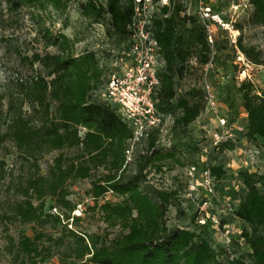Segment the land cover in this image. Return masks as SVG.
Here are the masks:
<instances>
[{"label": "trees", "instance_id": "16d2710c", "mask_svg": "<svg viewBox=\"0 0 264 264\" xmlns=\"http://www.w3.org/2000/svg\"><path fill=\"white\" fill-rule=\"evenodd\" d=\"M1 1L10 12L51 8L64 13L72 0ZM249 4L250 22L264 26V0H249ZM182 9V4L175 0L168 16L156 18L153 23L164 61L155 100L157 111L164 117L171 115L176 102L181 114L174 123L187 127L202 112L205 94L193 87L177 96L176 79L186 73L191 58L200 65L207 64L209 44L204 27L196 25L195 18L182 14ZM168 11L167 7L161 8L162 14ZM79 12L89 24H102L113 42L127 41L133 0H82ZM38 33L44 47L55 48L56 52L33 54L31 64H40L42 71L12 82L6 109L0 111V146L10 141L30 167V174L22 176L15 185L20 200L14 202L11 214L4 216L9 224L33 231V236L21 234L9 239L17 264H43L55 255V249L72 264H264V175L225 167L219 159L234 144L222 142L208 148V167L217 180L218 192L236 202L228 217L249 228L241 232L249 249L247 259L231 253L229 246L215 243L214 229L209 223L198 225L196 213L187 227H167L168 207L176 201L178 206L181 203L177 190L141 185L150 171L160 172L162 162H178L173 150L156 148V132L150 133L146 151L135 161V174L125 180L122 172L128 165L126 151L133 132L121 120L115 106L95 96L103 84L99 53L87 50L75 54L73 40L65 34H54L45 26H40ZM236 47L250 62L262 64L254 48L243 46L239 40ZM238 91L245 123L241 129L234 128L231 118L226 119L228 125L248 141L264 140V92L249 79L239 82ZM66 152H73L72 156ZM50 153L56 155L42 173L39 160ZM5 166L1 159L0 178L4 177ZM99 168L107 173L92 180L86 194L93 202L92 210L120 229L110 239L108 233L83 234L72 227L80 217L73 214L77 205L68 199L69 186L91 178L92 171ZM230 177L237 179L243 191L237 199L224 192ZM108 193L122 199L103 201ZM47 199L51 203L49 212L45 209ZM51 222L61 225L66 236L53 237L41 230ZM61 248L64 249L59 252Z\"/></svg>", "mask_w": 264, "mask_h": 264}, {"label": "rangeland", "instance_id": "374dc122", "mask_svg": "<svg viewBox=\"0 0 264 264\" xmlns=\"http://www.w3.org/2000/svg\"><path fill=\"white\" fill-rule=\"evenodd\" d=\"M182 4V12L186 16L196 19V25L203 26L208 35L207 28L198 18V4L196 0H177ZM82 0H72L64 13H58L51 8L43 11L23 8L16 12L8 11L4 1L0 2V111H4L7 105V94L12 89V82L35 76L42 71L40 64H31L33 54L55 53V48H45L42 38L38 33L40 26L49 28L54 34H65L74 42V53L95 50L101 55L109 54L107 50L123 51L125 42L115 43L108 38L106 30H100L84 19L79 12ZM212 8V12L218 15L220 22L209 23L212 43L209 44V60L207 64L200 65L195 58H191L187 71L176 79L177 96L183 95L190 88L203 91V79L210 85L216 99V114L209 111L204 101V108L200 115L187 127L176 126L174 120L181 114L176 108V102L172 104V113L164 124V131L159 135L155 133L160 143L156 148L172 149L176 159L166 160L161 163L160 172L150 171L142 188L154 186L157 189H176L181 200L180 205L174 202L168 207L166 225L168 228L187 227L192 215L196 212L197 205L186 197V166L197 158L198 148L209 144V136L217 125V116H225L234 122V128L241 129L245 123V114L242 107L241 95L238 91L240 79L245 76L253 82L258 90L264 92V26L254 25L250 22L251 7L249 0H202ZM186 27L189 23H186ZM99 29V30H97ZM98 33L100 36H98ZM239 42L247 48L252 47L259 52L262 64H254L237 49ZM208 42V41H207ZM243 72L245 74L243 75ZM204 92V91H203ZM24 110L28 111L27 108ZM147 139L141 140L132 146L129 154L128 165L122 172L125 180L131 178L136 172L135 161L137 156L144 153L147 148ZM259 144V143H258ZM264 148V140L260 141ZM73 152H66L72 156ZM56 153L45 155L39 160L41 172L51 164ZM229 154L220 157L224 163L230 162ZM4 159L6 166L4 177L0 178V264H17L13 258V250L9 239L17 238L21 234L33 236L30 227L9 224L4 219L10 215L12 206L20 197L15 193V185L20 182L22 176L30 174V167L20 158L14 145L10 141L0 146V160ZM232 159H234L232 157ZM235 167V165H234ZM231 171V170H230ZM107 170L99 168L92 171V177L85 180H77L69 186L68 199L77 205L73 213L79 216L74 230L83 234H109V239L119 233L118 227L106 223L97 211L92 210L93 202L86 194L90 183L95 178L105 175ZM225 193H229L237 199L243 193L236 178L230 177L224 184ZM218 192V198L212 199L205 208H214L217 201L222 200ZM122 198L109 193L103 201L119 202ZM50 201L47 199L45 209L48 211ZM235 241L229 245V250L236 256L247 259L249 249L241 237L242 231H249L247 225L237 219L227 217ZM71 227V226H70ZM53 237L66 236L61 225L51 222L41 229ZM215 243H221L219 232L213 233ZM64 248H61V252ZM55 255L43 264H72V260H65L61 254Z\"/></svg>", "mask_w": 264, "mask_h": 264}, {"label": "built area", "instance_id": "2783aa9c", "mask_svg": "<svg viewBox=\"0 0 264 264\" xmlns=\"http://www.w3.org/2000/svg\"><path fill=\"white\" fill-rule=\"evenodd\" d=\"M196 1L198 18L207 28L206 38L211 44V30L209 23L206 22H220V19L212 12L211 6L204 4L202 0ZM174 4L175 0H133V13L128 26L129 35L125 49L107 50L109 54L106 55L98 54L99 66L103 71V84L95 96L115 106L121 120L132 130L133 136L126 151L127 160L132 146L147 139L152 132L160 136L166 120L170 117H164L156 109L155 95L159 89V72L164 66V61L155 38L153 23L156 18L167 17ZM163 7L168 8V13H161ZM93 26L105 30L102 24ZM244 79L247 78L243 76L240 82ZM203 85L206 106L209 111L216 114V99L205 78ZM222 142L234 144L232 150L225 152V155L229 154L231 158L230 162L224 163L226 168L243 169L258 175H264V148L260 141L252 142L240 136L233 126L228 125L226 118L217 116V125L209 136V146L202 147L195 162L186 166L185 191L186 197L197 205L195 222L198 225L209 223L221 236L219 244L228 247L233 232L229 223L222 220L233 214L236 202L228 197H222L214 208H205L208 203L211 204L212 199L218 198L216 189L218 183L208 167V148L217 147ZM158 143L160 141L157 138L156 144ZM52 212L57 213L56 209H52Z\"/></svg>", "mask_w": 264, "mask_h": 264}]
</instances>
